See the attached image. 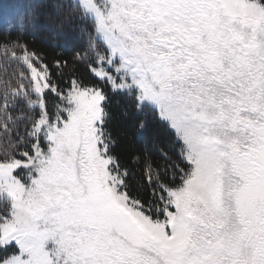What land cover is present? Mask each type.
Returning <instances> with one entry per match:
<instances>
[{"label":"snow or ice","instance_id":"snow-or-ice-1","mask_svg":"<svg viewBox=\"0 0 264 264\" xmlns=\"http://www.w3.org/2000/svg\"><path fill=\"white\" fill-rule=\"evenodd\" d=\"M0 264H264V0H0Z\"/></svg>","mask_w":264,"mask_h":264},{"label":"trees","instance_id":"trees-1","mask_svg":"<svg viewBox=\"0 0 264 264\" xmlns=\"http://www.w3.org/2000/svg\"><path fill=\"white\" fill-rule=\"evenodd\" d=\"M29 43L38 51H42L48 54V59L51 60L53 55H64L66 58H70L72 52L73 42L62 41V47L53 48V42L49 41L47 37L41 33H36L35 36L28 37Z\"/></svg>","mask_w":264,"mask_h":264}]
</instances>
